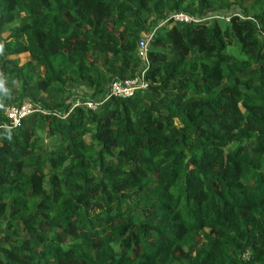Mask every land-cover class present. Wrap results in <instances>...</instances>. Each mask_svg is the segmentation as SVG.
<instances>
[{"label":"trees","instance_id":"16d2710c","mask_svg":"<svg viewBox=\"0 0 264 264\" xmlns=\"http://www.w3.org/2000/svg\"><path fill=\"white\" fill-rule=\"evenodd\" d=\"M0 264H264V0H0Z\"/></svg>","mask_w":264,"mask_h":264},{"label":"built area","instance_id":"2783aa9c","mask_svg":"<svg viewBox=\"0 0 264 264\" xmlns=\"http://www.w3.org/2000/svg\"><path fill=\"white\" fill-rule=\"evenodd\" d=\"M173 23H197L199 20L191 18L186 15H173L170 18ZM165 24V23H163ZM162 24V25H163ZM151 39V35L147 38H143L139 42L140 56L145 60L148 41ZM148 88V83L145 79L144 73H141L137 78L122 83H113L109 86V95L107 99L111 97H117L121 99H127L133 97L135 94L144 92ZM87 107L94 110L96 107L92 104H87ZM34 112L32 106L28 103L23 104L20 108L11 107L6 112V118L10 127H17L20 125L23 118Z\"/></svg>","mask_w":264,"mask_h":264},{"label":"rangeland","instance_id":"374dc122","mask_svg":"<svg viewBox=\"0 0 264 264\" xmlns=\"http://www.w3.org/2000/svg\"><path fill=\"white\" fill-rule=\"evenodd\" d=\"M148 36L149 35L145 34L143 37L144 38L145 37L147 38ZM24 58H25V55H22L20 57V60H24ZM87 92H88L87 90H80V92L77 93L74 98H70L68 100V103H71L72 106H73L76 103H81L83 101L88 100L89 96H88V93ZM42 136H43V140H44V144H45L46 148L49 149V148H51L55 144V142H56L55 139H49V138H47L45 136V133Z\"/></svg>","mask_w":264,"mask_h":264}]
</instances>
